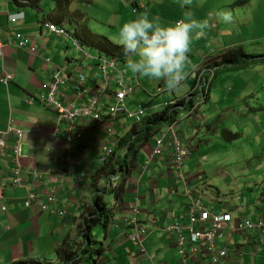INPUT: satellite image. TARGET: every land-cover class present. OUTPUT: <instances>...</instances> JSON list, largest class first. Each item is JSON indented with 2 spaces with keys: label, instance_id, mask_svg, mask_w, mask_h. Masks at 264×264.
<instances>
[{
  "label": "crops",
  "instance_id": "crops-1",
  "mask_svg": "<svg viewBox=\"0 0 264 264\" xmlns=\"http://www.w3.org/2000/svg\"><path fill=\"white\" fill-rule=\"evenodd\" d=\"M70 1L68 19H64L53 0H0V77L3 72L14 76L7 86L0 83V131H5L10 123L11 128L22 132L19 160L22 172L19 177L23 183V187L19 188L7 184L13 179L11 154L7 151L4 158L0 159V264H63L56 257V250L66 240L73 241L79 238L85 214L92 207L93 197L109 185L102 169L110 167L99 163L103 130L93 122L78 120L70 128V141H67L65 130L68 129V124L62 123L56 129V112L44 106L42 86L57 73L55 68H62L65 76L64 83L57 93V98L64 102L74 100L77 105L85 104L96 91L103 89L98 110L104 112V109L113 104L108 89L117 88L116 84L121 75L127 83L130 82L134 86L136 82L138 83L133 93L126 97L124 107L127 109L128 100L130 99V102L134 98V103L141 102L131 111L128 108L129 112L145 108V114H152L157 111H152L151 107L155 109L163 103L183 99L192 91V73L204 61L202 60L197 67L191 66L187 69L189 71L185 70L187 71L185 78L174 88L170 89L168 83L163 81L167 83L166 87L158 85L154 92L149 93L142 86L138 75L124 74L126 67L123 65L127 58L118 55L123 62L117 61V58L116 61L121 62L122 66L118 65L120 68L118 72L111 70L106 72L109 86L104 89L106 81L95 60L99 52L89 45L90 33L102 36L114 45V38L118 40L119 28L123 23L145 12L165 17L164 13L173 9L179 11L177 19L186 14L183 13L181 16L178 0H102L108 3L106 9L115 18L111 21L96 14L90 16L84 10H80L82 6L77 0ZM95 1L97 0L89 2L91 6L89 13L93 7L97 13ZM146 2L151 8H147ZM142 5L147 10L142 8ZM20 14H23L22 18L17 16L16 20H12L13 16ZM83 21L88 30L82 27ZM44 22L73 32L88 55L84 56L81 52L79 55V51L73 49L69 40L52 34ZM18 34H21V39L17 38ZM21 41L25 42V46H21ZM93 49L97 51L96 56L90 53ZM111 57L113 56L105 58L109 60ZM80 75L83 76L81 83ZM78 87L85 88L88 93L83 94V97L77 96ZM210 93L211 89L209 95L203 97L202 103H207L211 99ZM170 95L171 98H168ZM144 103L146 106H143ZM202 103H195L196 106L193 109L191 107L190 112H185L186 116L198 114ZM216 111L214 109V112ZM200 120L206 124L204 117ZM141 122L135 125L126 115L119 113L113 124L116 159L124 160L129 143L133 138L136 139L144 126L145 121L142 119ZM178 123L183 145L190 153L183 167L187 183L207 209L230 212L232 215L229 228L218 241L219 246H225L229 250V257L220 264H238L241 261L242 264H246L247 261L249 264H264V243L260 244L257 234L231 233L239 222L257 223L261 219L264 220V183L263 186H252V183L247 181V184L239 188L240 190L232 188L230 196H226L227 189L222 186L217 188L218 194L209 191L210 195L206 200L203 191H199L205 185H200L198 182L201 180L193 175L195 162L206 159L202 157L204 152L200 150L201 146H194V133L189 128L185 130L187 123L183 121ZM77 135H81L78 140ZM157 135L158 133L153 141L151 138L148 139L137 153L129 156V162L131 159L134 160V167L125 179L122 194H119L117 202L112 203L114 207L111 221L102 229L101 239L94 230L98 245L102 249L93 264L212 262L204 249L193 253L191 248L187 247L184 257L177 237L165 231L169 225L188 223L189 203L185 196L187 186L178 177L179 171L174 166L171 151L166 150L163 157L154 158L148 163ZM14 141L12 134L6 138L8 145ZM194 153H198L196 160ZM68 158L70 162H67ZM31 170L37 172V179H33L29 174ZM125 172L126 169L123 174ZM29 193L45 201L49 197L55 198V203L50 205L51 213L42 211L37 204L24 207V201ZM2 203L5 205V211L1 209ZM130 203L137 204L139 224L148 231L143 239L147 257L134 247L128 237L133 228L130 223L132 213L128 208ZM52 211H64L65 214L61 216ZM239 236L243 239L240 244L236 241Z\"/></svg>",
  "mask_w": 264,
  "mask_h": 264
},
{
  "label": "rangeland",
  "instance_id": "rangeland-1",
  "mask_svg": "<svg viewBox=\"0 0 264 264\" xmlns=\"http://www.w3.org/2000/svg\"><path fill=\"white\" fill-rule=\"evenodd\" d=\"M90 1L77 0V3L82 6L80 10H84L90 16L96 14L102 19L115 20L112 13H108L106 9L108 3L102 0L95 1L97 13H95L94 7L89 13ZM146 4L147 8H151L150 4L147 2ZM224 9L231 12L232 20L230 23L221 21L216 15L218 11ZM179 10L182 12L181 16L184 13L197 19H206L209 23L205 37L192 42L190 51L187 54L188 63L185 70L191 66L197 67L205 58L215 57L219 51L228 47L233 48L238 44L244 47L249 55L264 56V0H250L246 4L242 0H193L190 7H187V9L179 7ZM155 14L153 12L149 13V18ZM164 14H166L165 17L161 14L155 15L159 17L162 25L174 23L179 17V11L173 9ZM111 17L113 18L111 19ZM96 32L98 33V31ZM113 42L114 45H119L116 37ZM71 46L73 47V45ZM96 52L93 49L90 53L96 56ZM78 53L81 55L80 52ZM132 58L135 59L136 57ZM263 59L264 57L259 60L260 62L250 63L243 68L218 70L216 78L211 79V82L213 81L210 93L211 99L207 103H202L203 97H196V103H202L199 113L188 117L186 116L187 113L180 111L177 115L178 121L187 123L185 130L189 128L194 133V146H201L200 150L204 152L202 157L206 159H201L198 163V160L195 162L193 175L196 179L201 180L198 182L200 185H205L199 191H203L206 200L209 198V191L218 194L217 188L222 186L227 189L226 196L231 195L232 188L240 190L239 188L247 184V181H250L252 186H263ZM124 62L126 64L127 60ZM185 70L184 78L187 71H189ZM124 74L132 75L127 69L124 70ZM139 80L149 93L154 92L158 85L162 84L164 87L167 85V83H163L164 80H151L141 77H139ZM168 98H171V95ZM129 100L127 102L129 111L141 102L136 101L134 103V98L130 102ZM144 104L143 106H146ZM151 109L152 111H161L163 106L159 105L155 109L152 107ZM214 109L217 111L214 112ZM201 117L206 119V124L200 120ZM198 128H200L199 132ZM225 131L231 132L236 137L228 140ZM154 137L151 138V141L155 139ZM187 150L188 156L185 159H188L190 154L188 148ZM197 155L198 153L193 154L195 160ZM123 165L125 169L128 166L125 162H123ZM115 176L118 178L121 176L119 167L116 168ZM106 200L113 203L116 200L115 194L111 193L106 197ZM221 200H223V197ZM95 233L99 235L100 239L102 238L103 230L101 227H96ZM236 241L240 244L243 239L239 236ZM89 261V255L87 254L81 264L89 263ZM242 263L241 261L238 264ZM246 264H249V261Z\"/></svg>",
  "mask_w": 264,
  "mask_h": 264
},
{
  "label": "built area",
  "instance_id": "built-area-1",
  "mask_svg": "<svg viewBox=\"0 0 264 264\" xmlns=\"http://www.w3.org/2000/svg\"><path fill=\"white\" fill-rule=\"evenodd\" d=\"M23 17V14L15 15L12 20H16ZM47 29L54 35L63 36L66 40H69L74 49L81 52L84 56L87 53L82 49L81 44L76 40L73 33L56 26L52 23H46ZM18 39H21V34L17 35ZM21 46H25V42L21 41ZM1 57V51H0ZM96 62L99 65V70L102 72L103 77L106 81L105 88H108L106 72L111 70L113 72H118L116 63L111 59L106 60L102 57H97ZM48 62V60H47ZM57 73L52 76V78L45 83L42 88L44 89L43 103L47 108L52 109L57 114L56 129L62 125V123L68 124V129L65 130L66 140L70 141V128L73 126L75 121H90L96 124L103 130L104 138L103 143L100 146L99 151V163L104 165L115 153V143H114V122L119 115L123 113L126 117L132 120L133 123H140L144 114L145 109L138 108L135 112H129L124 107V101L127 96L133 93L136 86L130 82H125V79L120 75L117 82V88L108 89L110 96L113 98V104L108 108L104 109V112L98 110L100 103L102 101L103 89L98 90L91 97L90 101L85 104L77 105L74 100L69 102H64L57 98V93L59 92V87L64 83V73L63 69L55 68ZM209 75H212V70H209ZM80 83L83 80V76L80 75ZM14 76L11 73L3 72L0 77V83L7 86ZM203 86H200V92H202ZM77 96L83 97V94L88 93V91L83 87L77 88ZM106 101V100H105ZM103 101V102H105ZM102 102V103H103ZM168 106V104H165ZM174 110V109H172ZM180 126L178 122H174L167 125L158 132L156 138L155 147L152 148L148 163L154 158L163 157L166 154V150L171 151L173 155V163L175 168L179 171L178 177L185 183L187 190L185 196L188 200L189 206V218L188 223L180 224L176 223L169 225L165 228L166 233L175 235L177 237V243L180 247L182 255L186 254L187 247L191 248L193 253H197L199 250L204 249L205 253L209 255L212 259L211 264H220L223 260L229 257V250L225 246H219L218 241L221 240L225 234V231L229 228L232 221V215L230 212H215L207 209L202 205L197 195L193 192L192 188L187 183L186 174L183 171L185 158L188 156V150L183 145L181 133L179 130ZM12 134L15 141L8 145L6 138ZM81 135H77L76 139H80ZM134 139V138H133ZM21 142H22V132L11 128V125L7 126L5 131H0V159L4 158L6 152L9 151L10 163L12 164V174L13 179L7 184L12 187H23L21 178L19 177L22 168L20 166L21 157ZM67 162H70L69 158ZM29 174L33 179L38 178L36 171L31 170ZM7 181V180H6ZM118 183L117 177L115 175L110 179V185L115 187ZM55 203V198L49 197L46 201L40 200L33 193H29L24 201V207H29L32 204H37L40 209L44 212L51 213L50 205ZM129 211L132 213V219L130 223L133 228L131 233L128 235L130 241L134 247L140 251L144 257H147L146 249L143 245V239L147 234V228L140 225L138 221L139 210L136 203H130L128 205ZM1 209L5 211V205L2 203ZM54 214L64 215V211H52ZM249 234L255 233L258 235L260 244L264 243V220H259L257 223H252L246 221L245 223L239 222L235 228L232 229V234L244 233ZM242 256V254H241Z\"/></svg>",
  "mask_w": 264,
  "mask_h": 264
},
{
  "label": "clouds",
  "instance_id": "clouds-1",
  "mask_svg": "<svg viewBox=\"0 0 264 264\" xmlns=\"http://www.w3.org/2000/svg\"><path fill=\"white\" fill-rule=\"evenodd\" d=\"M178 3L181 8H187L192 5L193 0H178ZM142 8L147 10L144 5ZM216 15L225 23H230L232 20L231 12L227 9L218 11ZM208 28L209 23L206 19H197L192 15H185L174 23L162 25L159 17L149 18L148 13L145 12L135 19L123 23L119 28L118 41L122 46V54L127 58L125 67L129 72L141 78L164 80L172 89L184 79V70L188 63L187 54L192 42L205 37ZM78 42L80 43V41ZM82 49L85 51L83 47ZM98 57L106 59L107 56L99 53ZM109 59L115 63L119 61H116L115 57ZM202 62L200 65L203 64ZM220 69H224V66L203 65L197 67L192 73V91L183 99L163 103V108L177 109L178 113L184 110V112H190L191 107L193 109L196 106L195 98L197 96L209 95L213 83L211 79L216 78ZM209 70H212L213 76L209 75ZM200 86H203L202 92H200ZM190 101L192 104L188 105L186 109L181 105V102L188 104Z\"/></svg>",
  "mask_w": 264,
  "mask_h": 264
},
{
  "label": "trees",
  "instance_id": "trees-1",
  "mask_svg": "<svg viewBox=\"0 0 264 264\" xmlns=\"http://www.w3.org/2000/svg\"><path fill=\"white\" fill-rule=\"evenodd\" d=\"M56 3L57 9L60 10L61 14L64 16V19H68V11L70 0H53ZM244 4L248 3L250 0H242ZM66 12V13H65ZM82 27L87 29L86 23L83 21ZM88 30V29H87ZM78 39V38H77ZM89 45L92 48H95L99 53H103L106 56H113L118 58L122 56V46L118 47L116 45L111 44L106 38L102 36H95L90 33V43ZM264 56H252L247 53V51L241 45H237L233 48H226L221 50L217 53L215 57L205 58L202 62L203 64L200 65L201 67L204 66H211V67H220L224 66V70L228 69H237L247 67L250 63H258L260 62L261 58ZM264 61V59H263ZM123 62V61H122ZM122 63H116L117 69H120ZM119 65V66H118ZM193 87V83L191 85V89ZM111 100L113 98L111 97ZM192 104L190 101L188 104L181 102V105L186 109L188 105ZM148 114V113H147ZM144 114L143 120V127L141 128L140 133L137 134L136 139H133L128 147H127V154L123 158V161L116 159V154L108 160L104 165L106 167H110V169H102L105 171V176L108 178L109 185L105 186L103 190L98 192L93 197L92 200V207L90 210L85 214L84 221L80 232L78 234V239H74L73 241L66 240L57 250H56V257L60 262L63 264H80L86 257L89 255V263L93 264L97 257L101 253V247L98 246L97 237L94 233L96 227H101L105 229L106 226L111 221L112 215L111 212L113 210V205L110 201L106 200V197L109 196L111 193L115 194V201L117 202V198L119 194L124 190V183L125 179L128 177L129 173H131L134 165L133 161L129 162V156L131 154H135L138 150H141L145 143L148 142V139L154 137L161 128L170 125L177 121L178 110H172L170 108H163L161 111L153 112L152 114ZM130 120V119H129ZM132 122V120H130ZM142 121V120H141ZM142 123V122H140ZM139 123V124H140ZM138 123H135V125ZM227 133L226 138L228 140L234 139V136L231 132L225 131ZM132 137V136H131ZM131 140V139H130ZM123 162L126 163L127 168L126 172L124 173V165ZM104 166V167H105ZM119 166V171L121 172L120 178L117 176L118 183L115 187L110 185V179L113 175H116V168Z\"/></svg>",
  "mask_w": 264,
  "mask_h": 264
}]
</instances>
